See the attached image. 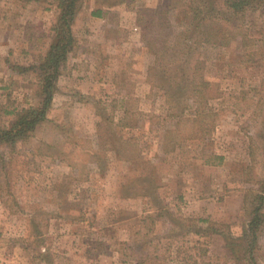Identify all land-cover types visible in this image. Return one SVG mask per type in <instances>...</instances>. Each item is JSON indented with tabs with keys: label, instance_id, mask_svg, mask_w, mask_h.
I'll return each instance as SVG.
<instances>
[{
	"label": "rangeland",
	"instance_id": "1",
	"mask_svg": "<svg viewBox=\"0 0 264 264\" xmlns=\"http://www.w3.org/2000/svg\"><path fill=\"white\" fill-rule=\"evenodd\" d=\"M55 5L0 0V43L28 41L40 59L29 65L20 47L9 57L0 44V127L15 118L23 91L43 103L38 72L21 70L48 51L59 9L46 51L39 13ZM210 7L224 10V0H133L143 49L120 34L128 43L116 52L119 70L101 64L93 95L59 87L80 51L74 31L54 96L67 100L57 97L28 141L0 148V264H237L227 238L243 235L264 181V6L228 16L215 43L202 44L195 10ZM155 53L164 76L186 82L175 110L183 117H172L153 86ZM194 79L205 80L203 100L190 89ZM214 155L224 162L208 165ZM211 224L218 232L195 233ZM260 246L264 264V232Z\"/></svg>",
	"mask_w": 264,
	"mask_h": 264
},
{
	"label": "trees",
	"instance_id": "2",
	"mask_svg": "<svg viewBox=\"0 0 264 264\" xmlns=\"http://www.w3.org/2000/svg\"><path fill=\"white\" fill-rule=\"evenodd\" d=\"M33 1L40 2L41 0H27V2ZM53 1L57 3L59 13L52 29L54 32L52 43L45 56L42 57L39 65L21 70L23 74L31 71L38 72V94L43 98V103L38 107L30 106L21 109L15 114V118L9 124L0 127V148L1 146H10L15 150L18 143L28 141L41 125L48 121L54 96L57 92V81L61 74V69L65 66L68 56L76 50L77 39L74 35V24L85 0ZM130 1L132 2L133 0ZM257 6L263 7L264 0H224V10L217 11L215 7H210L207 12L196 9L193 23H195V20L201 21L203 22L204 28V39L199 42L202 44L215 43L213 38L216 35L219 37L223 30L218 27L219 22L224 23L228 16L237 17L244 14L249 8H257ZM208 16L213 18L210 25L207 24L206 20ZM224 37L225 35H222V38ZM219 44H223V41H220ZM155 55L157 57V63L153 66V86L164 91L169 106H171L172 117H183L181 109L179 114H176L175 110L185 100L183 94L187 88L186 82L174 81L164 76V65L160 63L158 53H155ZM179 70H182V67ZM206 86L204 79H194L190 82L191 91L201 100H203L201 90L207 89ZM192 96L195 97L193 94ZM183 121L190 123L191 121L196 122V119L184 118ZM224 160L225 157L223 155H214L212 156V161L209 160L207 164L221 165ZM248 214L249 219L244 228L243 235L237 238L233 236L227 238V246L237 264H259L257 261V253L261 249L260 238L264 232V181L260 185L259 192L255 195V203L251 205ZM209 227V230L206 231L205 229H197L195 233L210 234L211 232H218L214 224H211Z\"/></svg>",
	"mask_w": 264,
	"mask_h": 264
},
{
	"label": "crops",
	"instance_id": "3",
	"mask_svg": "<svg viewBox=\"0 0 264 264\" xmlns=\"http://www.w3.org/2000/svg\"><path fill=\"white\" fill-rule=\"evenodd\" d=\"M112 2V0L85 1L74 25V31L79 42L80 51L71 56L69 60L70 71L66 77L59 80V87L61 89H77L84 94L93 95L95 93V86L93 84L94 89L92 91V83L100 81L96 78V72L101 64H106L108 66L115 67V70L117 71L119 70L118 68L120 64L115 60L120 59V56L117 55L116 52L118 51L123 53L125 50V43H128L127 39H122V41L119 40L118 36L120 34H126L127 38L132 37L128 39L129 43H131L134 47L136 46L141 50L143 49L141 46L135 45L136 43L139 44L141 36H139L140 32L137 25V11L130 9L131 1L126 0L123 4H119L118 6L113 5L114 3ZM55 6L56 7H54L52 11L44 10L39 13V17L43 16L44 18L43 21H41L43 33H41L40 38L41 36H44L45 33L48 37L43 48L45 51L51 42L49 39L52 36V22L55 16L54 14H56L58 10L57 5ZM12 43L13 41L11 40H5L3 43H0L7 51V56L10 57L12 55H17L18 48L20 47L21 52L29 58L27 59L30 60L29 65H32L37 61V63L40 62V59L38 60L35 58L36 47L34 45H30L29 49V46L27 47V44L29 43L28 41L23 42L25 47ZM92 43H94L95 46ZM95 47L97 49L103 48L104 51L106 48V52L103 53V56L100 59L93 54L95 52ZM23 48H25V50ZM3 68L4 69L1 67L4 73L2 79L7 81L9 76L10 78L13 76V72L9 69V67L7 68L5 66ZM21 96L23 101L18 108L16 107L17 113L21 109L28 108L30 106L38 107L40 105V103H37V105L33 104L30 98L32 95L29 91H23ZM61 96L63 95L59 94L57 97L59 98ZM57 97L54 99L53 107L57 106ZM61 98H64L63 100H67L68 97L63 96Z\"/></svg>",
	"mask_w": 264,
	"mask_h": 264
}]
</instances>
